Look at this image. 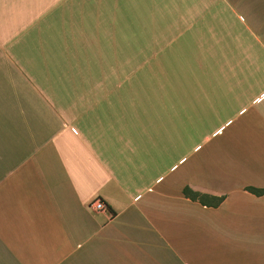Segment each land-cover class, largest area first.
<instances>
[{
  "label": "crops",
  "instance_id": "obj_1",
  "mask_svg": "<svg viewBox=\"0 0 264 264\" xmlns=\"http://www.w3.org/2000/svg\"><path fill=\"white\" fill-rule=\"evenodd\" d=\"M0 264H264V0H0Z\"/></svg>",
  "mask_w": 264,
  "mask_h": 264
},
{
  "label": "built area",
  "instance_id": "obj_2",
  "mask_svg": "<svg viewBox=\"0 0 264 264\" xmlns=\"http://www.w3.org/2000/svg\"><path fill=\"white\" fill-rule=\"evenodd\" d=\"M88 207L93 211H107L108 207L106 203L99 197H95L89 202Z\"/></svg>",
  "mask_w": 264,
  "mask_h": 264
},
{
  "label": "trees",
  "instance_id": "obj_3",
  "mask_svg": "<svg viewBox=\"0 0 264 264\" xmlns=\"http://www.w3.org/2000/svg\"><path fill=\"white\" fill-rule=\"evenodd\" d=\"M257 192H260V190H258ZM183 194L193 200L198 199L199 201L203 202V198L207 197L206 194H200L198 192H195L193 190H191L189 187L185 186L183 188Z\"/></svg>",
  "mask_w": 264,
  "mask_h": 264
},
{
  "label": "rangeland",
  "instance_id": "obj_4",
  "mask_svg": "<svg viewBox=\"0 0 264 264\" xmlns=\"http://www.w3.org/2000/svg\"><path fill=\"white\" fill-rule=\"evenodd\" d=\"M205 112H208V110L206 109ZM199 129H200V127H199ZM210 129H211V127H209V126H204L202 130H203L204 132H208Z\"/></svg>",
  "mask_w": 264,
  "mask_h": 264
}]
</instances>
